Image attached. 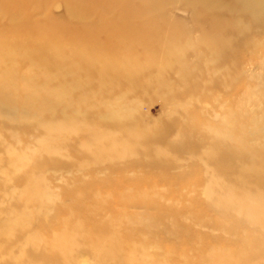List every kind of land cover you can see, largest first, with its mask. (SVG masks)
I'll return each instance as SVG.
<instances>
[{
  "label": "rangeland",
  "instance_id": "374dc122",
  "mask_svg": "<svg viewBox=\"0 0 264 264\" xmlns=\"http://www.w3.org/2000/svg\"><path fill=\"white\" fill-rule=\"evenodd\" d=\"M8 1L0 264H264V0H156L134 47L118 4Z\"/></svg>",
  "mask_w": 264,
  "mask_h": 264
},
{
  "label": "bare ground",
  "instance_id": "6f19581e",
  "mask_svg": "<svg viewBox=\"0 0 264 264\" xmlns=\"http://www.w3.org/2000/svg\"><path fill=\"white\" fill-rule=\"evenodd\" d=\"M5 1L7 2L8 0H5ZM11 1H12V4H13V7L21 8L22 11H23V12H21V13H23V15L21 13H19V17H20V22L21 23H28V24H30L32 26L33 25H37V24L32 23L31 20H27L26 19V16L27 17H29V16L27 15V11L23 10V3L21 2V0H11ZM81 1H86V2L90 3L89 4L90 8L88 10H86L85 13L82 16H80L81 12L80 13H78V12L74 13V15L79 17L81 20H83L86 17L90 16V14H92L93 10L96 9V8H99L100 6L106 8V10H108V12L110 13V11L112 9L111 8L112 6L114 7L116 4L120 5L121 9H118V10L116 9V11H115L116 12V17H117L116 20H114L112 18V14H110V17L112 19H111V22L109 23L110 24L109 26L107 24L105 25L103 23L91 26L93 29L96 28L97 32L100 31V30H102L103 32H106L105 36L108 39L111 37V35L106 30H110L111 31L112 30L110 28L111 26L115 27V25H117L116 26L117 30L121 31L124 25H126L127 27H130L131 29H133L131 27V25L133 23L134 26L139 28L137 31L133 30L134 33L136 34V37L132 40L131 47H134L135 44L138 43V42L139 43H143L145 38H146V35L149 32H151V30H152L150 28L149 24H148V21H147L149 19L148 16H150L149 10L151 9V7H149L147 5H149L150 3H153V2L155 3L156 0H138V2H134V0H81ZM239 1H241V2H253L252 0H239ZM255 1H257V0H255ZM112 3H114V4H112ZM196 3H199V5H201L202 10H206L208 8H211V7H214V6H218V5H223V3L220 0H196ZM146 18H148V19H146ZM123 19H130L132 21V23L131 22H126V23H123V24L119 25L118 21H124ZM137 20L141 21V22L137 23ZM140 23H141V25H140ZM49 25L50 24L44 22L42 27H43V29H45V27L48 28ZM64 26L65 25H62V28ZM52 28H54V30H55L56 25L55 24L51 25V27H49L48 29L51 30ZM86 28H87V26L83 25L82 27H80L79 31H84ZM37 30H39V27H37ZM47 31L48 30L41 31L38 36L39 37L44 36V32H47ZM103 32L100 31V33H103ZM122 32H125L124 29H123ZM100 33H97V34H100ZM113 33L117 35V33H120V32H117V33L113 32ZM56 37H59V36H56ZM104 44H106L105 41L101 42V43L97 42V44L95 43L91 48L93 49L95 47V49H98V48L103 47L102 45H104ZM122 44H124V43H118V44L116 43L114 45L106 44L107 48H109V47L110 48H109L108 52H105V53L102 54V57L110 55L109 58L95 59V57H97L96 55H93V53H88L89 56L92 57V59H90V57H89L90 60H88V62L91 63L92 67L96 66L101 71H104L105 67L109 66L111 63H117V64L119 63V64H121V65H123L125 67H128V69L131 68V66H133L132 65L133 62L130 61V57L131 56L127 55V57L125 58V57H119V56L117 57L116 54H115L118 51V47L120 45H122ZM49 124L50 123H48L47 125H49ZM129 263H130V261L128 262V264Z\"/></svg>",
  "mask_w": 264,
  "mask_h": 264
}]
</instances>
